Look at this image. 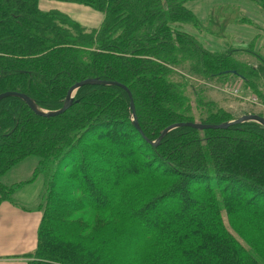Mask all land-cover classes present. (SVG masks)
I'll return each mask as SVG.
<instances>
[{"label": "trees", "instance_id": "1", "mask_svg": "<svg viewBox=\"0 0 264 264\" xmlns=\"http://www.w3.org/2000/svg\"><path fill=\"white\" fill-rule=\"evenodd\" d=\"M48 1L102 12L103 23L89 29L44 10ZM196 1L0 0V94L56 112L78 82H118L144 135L119 86L81 87L58 117L36 116L19 98L0 102V203L13 191L1 178L23 160L37 157L35 173H51L29 264H264V126L180 127L152 144L173 124L264 118V37L221 43ZM252 1L261 18L237 21L264 30V0ZM183 69L208 84L241 82L258 104L233 113L202 91L192 101ZM107 147L125 160L120 173ZM91 176L111 196L95 193ZM165 199L176 205L159 224L153 211Z\"/></svg>", "mask_w": 264, "mask_h": 264}, {"label": "rangeland", "instance_id": "2", "mask_svg": "<svg viewBox=\"0 0 264 264\" xmlns=\"http://www.w3.org/2000/svg\"><path fill=\"white\" fill-rule=\"evenodd\" d=\"M41 5L44 10H59L89 29H99L103 23V13L86 6L51 1L46 3L42 2ZM192 7L195 10V14L198 16V19L204 22L203 27H205V29L213 34V36L223 44L226 43L238 46V43L243 41L248 43L256 39L258 36L264 37V30H262L260 27L248 23H238L239 19L241 18L243 20L250 18L254 21H256V18H261L259 15L260 8L256 11V7L258 6L252 0H198L193 3ZM260 46H264V40H262ZM179 72L185 76L184 80L186 81L187 85L193 84L195 86H189L187 89V94L191 97L192 101L196 100L194 92L198 93L202 91L201 95H204L203 100L205 102H207V100H212L226 110L232 111L233 113H240L247 109L246 99L253 98L251 91L243 88L241 86V82L229 84V86H231L230 88L233 90L237 89L240 95L244 97V100L242 101L239 99L240 97L237 98L233 96H227L217 89H214L212 87L213 85H219V83L215 81L211 82V84H208L206 81H203L199 77L188 73L184 69ZM177 79H179V77H177ZM107 151L108 157L111 159L114 170H116L117 173L122 171L120 170L121 166H124V168L127 167L125 160L121 158L112 147H107ZM39 162V158L29 157L18 164L15 167L17 169L12 170L1 178V182L6 187L13 189L10 199L7 202L0 203V205H2L1 208L5 206L8 209L14 208L17 213H20V216L16 215L14 219L15 222L20 223L22 220L27 221L31 217V224L33 227L38 225V223L40 224L41 222V211L39 206L43 199L46 198L48 179L49 175L51 174H46L40 171H38L36 174L35 172L37 167L39 168ZM32 165H34L35 168L33 170L32 177L28 179L25 170L30 168ZM89 174L92 173L89 172ZM35 177L37 179L34 181ZM17 178L24 179L25 181L16 184L14 181ZM90 178H92L91 182L94 183L93 191L95 193L100 195L107 194L108 197L111 196L110 193L106 192V187L101 184L100 181L96 180V178L94 179L92 176ZM31 180H33V183H25ZM13 183L14 185H12ZM114 194H117V192L113 193V195ZM124 204H126V202H124ZM160 204L161 206L153 211V213L157 223L163 224L162 222H164V220L160 218L163 208L166 206L173 207L176 204L172 199H165ZM259 212L261 211L259 210ZM224 217L226 219L225 215ZM145 227H150V225H146ZM232 234L240 242H242L234 231H232ZM37 236L38 229L37 233L33 235V239H35L34 243H37ZM28 243L29 242L26 240L14 241V245H19V250L17 252L13 250L15 254L11 257L0 256V259L21 260L24 258L27 261L26 263L29 264V262L33 260L32 254L35 252L36 247L30 254L23 251L24 247L20 248L24 245H27Z\"/></svg>", "mask_w": 264, "mask_h": 264}, {"label": "water", "instance_id": "3", "mask_svg": "<svg viewBox=\"0 0 264 264\" xmlns=\"http://www.w3.org/2000/svg\"><path fill=\"white\" fill-rule=\"evenodd\" d=\"M88 85H91V86H94V85H100V86L113 85V86H119V87L123 88L128 93V95L131 99L132 123H133L134 127L138 130V132L143 135V132H142L140 125L138 123L135 104H134V101L132 99V93L130 92V90L126 86H124L118 82H106V81H101L99 79H93V78L78 82L69 88V90L67 91L66 96H65L63 107L56 112H50V111L42 110L38 107L36 102L34 100H32L29 96H27L24 93H19V92H14V91H9V92H5V93L0 94V102L3 101L4 99L11 98V97L19 98L27 105L29 110L36 116H39V117H58V116L65 114L73 106L74 98H75V95L77 94L78 90L81 87L88 86ZM245 122H256V123L264 126V118L261 116H258V115H254V114L244 115L235 121L224 123V124L217 125V126H213V125L207 126V125L195 124V123H178V124H173V125H170L169 127H167L161 133V135L157 139V141L153 142L152 144L154 146L159 145L161 143L162 139L168 133H170L172 130L180 128V127H188V128H192V129H198V130H206V129L223 130V129H227L230 125L241 124V123H245ZM148 142H150V141H148Z\"/></svg>", "mask_w": 264, "mask_h": 264}, {"label": "crops", "instance_id": "4", "mask_svg": "<svg viewBox=\"0 0 264 264\" xmlns=\"http://www.w3.org/2000/svg\"><path fill=\"white\" fill-rule=\"evenodd\" d=\"M34 168L35 166L32 165L30 168L25 170V172L27 173L28 179L32 177ZM14 169H17V168H14ZM22 181H25V180L21 178H17L15 179L14 183L17 184ZM14 183L12 185H14ZM1 206L2 205H0V215H1L0 217V256H3V257L13 256L15 254L13 250L16 252L19 250V245H14L13 242L22 241V240H26L29 243L20 248L24 247L23 251L30 254L35 249L36 244H37V243H34L35 239H33V235L37 233L39 223L38 225L33 227V225L31 224V221H32L31 217L27 221L22 220L20 223L15 222L14 219L16 215L20 216V213H17V211L14 208L8 209L6 206L1 208ZM10 220H12L13 222ZM26 262L27 261L24 258L21 260H10V259L2 260L0 259V264H27Z\"/></svg>", "mask_w": 264, "mask_h": 264}, {"label": "built area", "instance_id": "5", "mask_svg": "<svg viewBox=\"0 0 264 264\" xmlns=\"http://www.w3.org/2000/svg\"><path fill=\"white\" fill-rule=\"evenodd\" d=\"M223 92H225L226 94L232 95V96H239V92L237 91V89L233 90L231 89L229 86L224 87ZM229 90V91H228ZM250 103H257V99L255 97L253 98H249L248 100Z\"/></svg>", "mask_w": 264, "mask_h": 264}]
</instances>
